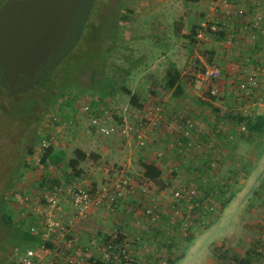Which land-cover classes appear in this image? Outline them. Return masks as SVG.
Instances as JSON below:
<instances>
[{
  "label": "rangeland",
  "instance_id": "rangeland-1",
  "mask_svg": "<svg viewBox=\"0 0 264 264\" xmlns=\"http://www.w3.org/2000/svg\"><path fill=\"white\" fill-rule=\"evenodd\" d=\"M4 1L0 0V5ZM97 2L81 43L71 52L72 55L65 57L56 69L53 68L55 70L49 77L72 81L85 68L89 59H96L97 62L104 56L102 69L95 62L90 75L95 86L98 81L96 78L103 76L112 79L116 84L113 96L101 97L96 89L87 88L92 83L87 73L65 92L64 97L50 109L34 130V127H23V124L31 122L34 114L37 115V107L34 106L38 94L35 89L10 97L0 87V264H10L14 257L12 251L25 245L16 228L28 230L31 224H38L42 228L41 216L46 210H51L46 200L55 187L64 188L73 179L81 181L83 186V181H88V185L94 186L93 189L98 185H101L97 187L99 189L106 187L123 171V164L130 152L131 167L129 172L124 170V173L137 183V197L150 203L149 199L154 194L158 196L159 192L164 191L168 194L176 180L179 181V174H170L172 182H159L157 188H153L146 182L141 183L140 164H151L157 158L156 154L161 153L162 158L158 160L166 169L169 164L164 167L165 161L179 163L183 154L179 153V148L172 146L162 125L149 126L144 132L145 137H151L154 143L147 140L146 146L141 147L134 140L128 144L127 140L117 134L122 119L133 120V116H129V105H132L146 109L142 114L147 117L144 118L146 125L160 115L166 123L173 124L174 131L178 130L177 124L186 117L183 109L186 105L202 110L205 114L210 113L211 108L205 104L206 100H213L212 108L220 113L221 121L232 125L230 134L233 139L228 140L227 135V141L219 147V151L214 149L211 155L217 163L214 174L208 176L210 173L206 172V164L191 168L186 161L181 166L185 171L190 170L195 174L198 177L196 181L206 179L203 188L216 207L215 213L209 217L204 229L188 235H174L170 240H163L165 243H158L176 251L171 256V260L174 259L172 264L184 256L177 264H234L233 255L248 259L249 264H264V135L249 133L244 123L238 120L239 117L264 116V94H256L258 89L252 95L235 92L234 80H227L222 75L221 79L213 83L218 88V95L210 98L206 85L195 75L204 65H217L212 60L213 53L218 54L220 40L207 31L212 43L201 42L195 27L189 29L190 35L186 39L172 37L175 31H179V26L180 29L184 26V18H190L193 0ZM194 15L199 19L205 16L204 12H196ZM216 21L213 20L214 23ZM163 50L167 60L159 62ZM177 64L180 67L182 90L171 93L163 89L162 79L165 71L173 66L175 68ZM262 66L263 62L260 68ZM239 67L240 64L233 66L235 71ZM261 72L264 75V68ZM228 87L232 90L231 94H228ZM134 97L135 102L132 104ZM231 97L238 101L240 99V104L230 108L228 104ZM105 99L112 102L108 104ZM112 103L118 107L117 110L104 113L102 109L105 108H99L106 104V109L113 107ZM85 106L90 109L88 113L83 109ZM228 114L230 116L226 117ZM216 126L220 125H213ZM221 126V133L218 134L214 132L215 128H211L209 144H212L215 135L224 133V126ZM242 127L245 129L242 130ZM101 128L111 129L112 132L104 135ZM29 147L32 154L26 156ZM48 148L52 152L43 159ZM212 148L210 146L209 151ZM76 149L83 151L86 158L72 170L68 163ZM104 151H107L106 156L109 157L105 162L100 160ZM56 155L63 159L55 162ZM111 162L113 169L108 174H102L103 169H111ZM254 169L258 174H251ZM231 198V203L236 201L235 198L242 202H237L231 208L228 205L224 207L222 203ZM57 205L61 208V212L57 213L58 219L63 216H60L63 212L68 215L72 212L66 196L59 197ZM3 209L10 224L2 220ZM116 232L109 235L102 232L98 242L107 243L115 238L121 240L120 234L114 237ZM53 239L58 241L59 238L54 235ZM168 241L171 243L168 244ZM88 258L99 261L98 254L89 253ZM165 262L169 264V261Z\"/></svg>",
  "mask_w": 264,
  "mask_h": 264
},
{
  "label": "built area",
  "instance_id": "built-area-1",
  "mask_svg": "<svg viewBox=\"0 0 264 264\" xmlns=\"http://www.w3.org/2000/svg\"><path fill=\"white\" fill-rule=\"evenodd\" d=\"M254 1L256 6L264 9V0ZM227 2V0H221L225 8L228 6ZM235 13L238 15V17H235L237 19L246 16L242 10H238ZM233 17H228L227 21H222L220 26H217L214 22H208L198 32L197 37L202 38L205 31L212 33L226 31L230 35V29L234 30L235 28V19H232ZM245 30L248 32L247 36L250 38L251 43H253V39L256 37H261L264 45V11L252 14V19L246 25ZM247 62V65H254L253 62ZM260 66L261 62L256 64V70H252L251 72H248L244 66L239 67L235 72L236 75L231 78L234 80L233 89L235 92L252 95L259 88V74L262 73L261 71L264 68L263 66L260 68ZM222 75V71L217 65H206L196 74V78L206 85L210 98H213L219 93L218 88L213 86V83L221 79ZM105 100L108 104L112 102L110 99ZM106 106L107 104L101 105L99 108H105L102 109L104 113L118 109L113 103V107L106 109ZM83 109L87 113L90 111L88 106L83 107ZM129 110V116H133V120L129 121L128 118H123L117 132L118 135L127 140L128 143L136 140L139 146L145 147L147 139L144 132L147 128L149 126L162 125V129L171 138L172 146L179 148V153L183 154L179 161L180 164L171 163L166 167L165 170L169 175L179 171L181 164L187 161L188 155H193L194 153L207 155L204 157L202 164H206V172L210 173L208 176L214 174L217 163L213 161V157L211 156L212 149L209 151L210 144L201 138L205 134L195 119L188 116L184 117L177 124L178 130L174 129L173 131V124L163 121L160 115H157V119H152L146 125L144 118L146 119L147 117L142 115L146 110L145 108L138 109L135 106L129 105ZM155 120H158V122ZM161 120L163 124H160ZM244 129L242 127V130ZM214 130L216 134L221 133L222 126H216ZM101 132L104 135H110L112 130L101 128ZM232 139L233 136L231 134L228 135V140ZM42 143H44V140ZM156 157L157 159H161L162 154L157 153ZM196 178L198 177L193 174L191 181L174 186L168 194L165 191L159 192L160 194L154 201L147 203V206L141 212V216L150 223L159 222L166 217L169 223L178 228L184 235L195 233L197 230L202 229L209 220V217L215 213L216 207L209 199V196L206 195L208 193L205 194L203 184L206 183V179L196 181ZM132 183L131 177L121 171L114 182L101 189L84 187L77 179H73L64 188L60 186L55 187L46 200L51 210H46L41 216L43 220L42 228H39L38 224H31L28 228L31 235L40 238V243L33 246L21 245L15 248L11 253L14 257L10 264H61L69 256L75 257V261L79 260L82 256H75L78 248L76 241L68 237L66 225L62 223L60 218V220L57 218V213L61 212V208L57 205L59 197L66 196L69 205L77 217L87 218L97 207L102 205L109 211L114 212L119 199L133 191ZM161 205L162 210L160 209ZM54 235L58 236V241H54ZM126 246L125 241H118L117 238L107 243L103 242L100 244L98 250L99 259L111 264H137L130 259ZM158 264L167 263L162 261Z\"/></svg>",
  "mask_w": 264,
  "mask_h": 264
},
{
  "label": "crops",
  "instance_id": "crops-1",
  "mask_svg": "<svg viewBox=\"0 0 264 264\" xmlns=\"http://www.w3.org/2000/svg\"><path fill=\"white\" fill-rule=\"evenodd\" d=\"M193 1L194 4H192L191 6L192 14L190 15V18L189 17L184 18V26L181 29L179 26V31H175L172 34V37H174L175 39H183V38L186 39V37L190 35L189 29L195 27L196 32L198 34V32L208 22H213V20H217L216 22H220L222 24V21H227L228 17H233L231 16L233 13L237 12L238 10H242L245 12L246 16L244 18H238L237 19L238 24L235 26L234 30L230 29L231 34L224 35L225 39L219 41L220 49L218 51V54L215 55L213 53L212 61L214 60L216 61L217 66L220 67L223 76H226L227 80H230L232 77L236 75L235 74L236 71L233 68L234 65L240 64V66H244L246 70L250 72L252 70H256L255 65L258 64L259 62L264 63V45L262 43V38L256 37L255 39H253V43H251L250 38L247 36L248 32L245 30L246 25L252 19V14L264 11V9H262L260 6L255 5L256 3L254 0H227L228 6L226 8L224 7V5H222L223 3H221V0H193ZM186 6L188 7V4ZM196 12L198 13L204 12L205 16L202 19H199L196 17V15H194L196 14ZM232 32H234V34H232ZM199 39L203 43L204 42L205 43L207 42L209 44L212 43L209 40L207 31H205L203 37ZM159 42L163 46L162 41L160 40ZM164 52L165 50H163L162 53H160L159 62H165L167 60L166 55H164ZM247 61L253 62L254 65H247L248 63ZM170 68L167 70H170ZM175 68L178 71H180V67L178 64ZM167 70L165 71L162 79V84H164L163 89L173 93L174 92L173 90L166 89L165 87V76ZM226 84L229 83L227 82ZM231 92L232 90H230V87H228V94H231ZM257 93L264 94L263 73L259 74V88L256 94ZM212 101L211 100L205 101L206 102L205 104L209 105L211 108L209 110L210 113L208 114H205V112H203L202 110L198 111L192 109L187 105L183 109H185V111L187 112V113L185 112L186 117L188 115H191L194 119H197L198 125L205 134V136H202L201 138L205 140V142L207 143L210 142L211 140V137H209L208 135L209 132H211L212 130L211 128L213 129L215 128L213 127V125L219 124L224 126L223 129L224 133L218 136L215 135L212 139V144L210 143V146L214 147L212 148L211 151L213 154V152L215 151L214 149H217L219 151V147L222 144H224V141H227L226 137L227 135H230L233 128L230 123H225L221 121V117H219L220 113L215 108H212L213 105ZM230 101H228L230 102L228 104L230 108L240 104L239 102L240 99L238 101V99H236L235 97H231ZM190 103L192 104V102ZM229 110H234V109H229ZM237 110H239V108ZM228 116H230V114H228L226 117ZM160 124H163L162 120L160 121ZM218 138L221 139L218 140ZM147 140L150 143L151 141L152 143H154L151 137L150 139L147 138ZM131 153L132 152H130L129 156H127L128 159H126V163L123 164L124 166L123 172L124 170H127V172H129L128 170L131 167L130 166V158L132 157ZM106 155H107V151L102 152L101 155L102 157L100 160H103V162L107 161L109 157H107ZM206 156H207L206 154H201V153H194L193 155L189 154L188 155L189 159L187 158V164L191 168L192 167L197 168L199 165H201L204 162V157ZM164 163H165L164 164L165 167L166 164H171L172 162L168 161L166 163L165 161ZM151 164L156 166L161 171L160 182H172L170 175L166 172V170H164L165 168H163L162 163L159 162L157 158L152 160ZM110 165H112L111 169L109 168L103 169L102 174L104 175L105 173L108 174L109 170L113 169L114 165L112 162L110 163ZM177 173L179 174L178 176L179 181L176 180L175 186L180 183L189 182L193 177V173L190 170L185 171V168H183L182 166L180 170L177 171ZM252 173L258 174L257 170L255 171V169L253 170V172L251 171V174ZM139 176L141 177L140 180L142 184L143 182H146L151 186H153V188H157L158 186L157 184H154L143 177L142 168L140 170ZM88 183H89L88 181H83V184H85L84 186H90L88 185ZM132 184H133V191L123 196L121 199H119L116 206L117 208H115L116 210L114 212L109 211L106 207L102 205L97 207L92 212V214L87 218L77 217L74 214L73 209L70 215H68V213L66 214L65 212H63L60 215V216L63 215L62 217H60V219L62 223H64L68 228V237L73 238L77 243L78 248L76 250L75 256L78 255L82 256V258L76 261H75V257H70V256L66 257L61 262V264H92L91 259L88 258V255L89 253L90 255L91 254L99 255L98 250L100 243L98 241L100 240V236L102 235V232H105L106 234L109 235L115 233L116 231L118 232H116V235H114V237L115 236L118 237V234L121 235V241L123 240L126 242L127 253L130 259L135 261V263L158 264L159 262L162 261L165 262L167 260L169 261V264H172L174 259L171 260L172 259L171 256L176 254V251L169 250L170 247H168L167 245H165V247H162V245H160L158 241L165 243L163 240L165 241L166 239L170 240V238L174 237V235L180 236V234L182 233L178 230V228L171 225L169 221L166 219V217H164L159 222H155V223H150L144 217H142L141 212L147 206L146 199L145 201H143L142 198L137 197V195H139V191H138L139 188L137 187V183L135 184L133 182ZM100 186L101 185H98L95 188ZM90 187L94 188V186H90ZM156 197L157 196L154 194V196L149 200L154 201ZM235 200L236 201L234 203L230 202L231 204L230 203H229L230 205L228 204L229 208L238 204L237 202H242L241 199L235 198ZM65 206L66 205H64V207ZM160 209L161 210L163 209L162 205L160 206ZM167 243L170 244L171 241H168ZM184 257H182L180 260H182ZM94 260L97 261L95 258ZM180 260H176L175 263L177 264L178 262H180ZM99 261L102 262L103 264H111L109 262L105 263L100 259Z\"/></svg>",
  "mask_w": 264,
  "mask_h": 264
},
{
  "label": "water",
  "instance_id": "water-1",
  "mask_svg": "<svg viewBox=\"0 0 264 264\" xmlns=\"http://www.w3.org/2000/svg\"><path fill=\"white\" fill-rule=\"evenodd\" d=\"M81 1L5 0L0 5V86L8 96L25 93L44 78L22 86L57 54Z\"/></svg>",
  "mask_w": 264,
  "mask_h": 264
},
{
  "label": "trees",
  "instance_id": "trees-1",
  "mask_svg": "<svg viewBox=\"0 0 264 264\" xmlns=\"http://www.w3.org/2000/svg\"><path fill=\"white\" fill-rule=\"evenodd\" d=\"M231 16H234L232 19H235V25H234L235 27L238 24L237 18L235 17H238V15L236 13H233ZM215 23L217 24V26L221 25L220 22H215ZM226 26H228V24H226ZM213 34L216 36L218 40L223 39L224 35H228L226 31H218ZM69 55H72V54L70 53ZM104 61H105L104 56H101L97 60L98 63L96 62V59H93V58L92 60L89 59L85 65V68L82 71L78 72V74L74 76L72 81L50 78L49 76L52 74V72L56 68L49 71V73L40 81V83L33 87V89H35V92L38 94L37 101L34 106V107H37V110H36L37 115L34 114L32 121L23 124V127H34V130L37 129L38 124L44 119V117L48 114L50 109L64 97L65 92H67L70 88H72L81 76H84L87 73L90 75V71L94 69V66L96 63L98 64V68L100 69L101 67L102 69ZM179 78H180V72L176 68L172 67L170 70H167V73L165 76L166 89L173 90L174 93L181 92L182 86L180 84ZM92 79H93L92 75H90V80L92 83L89 86H87V88H89L90 90L96 89L97 94L100 95L101 97L102 96L110 97L115 94L114 87L116 86V84L115 82H113L112 79H107V78H104L103 76L102 78L101 77L96 78L98 79V81H96L97 83L96 86L94 85V82ZM10 97H14V96H10ZM134 99L135 97L133 98L132 104H134L135 102ZM238 120L239 122L244 123L245 128L247 129L249 133L257 134L259 136L264 135V116L263 115H257L253 117H250V116L239 117ZM32 123L33 125H31ZM33 140H35V138ZM51 152H52L51 148L46 149L43 159H45ZM31 154H32V150H31V147H29L25 155L29 156ZM85 158H86V154L83 151L76 149L74 151V157L70 159L68 163L69 168H71L72 170H75L77 166L79 165V162L84 161ZM62 159H63L62 156H57V155L55 156V162H58L59 160H62ZM140 167L143 169V177L145 179H147L148 181L154 184H157V185L159 184L160 178H161V171L156 166L150 163H141ZM231 200L232 198L222 203L223 206L225 207L226 205H228V203ZM2 211H3L2 220L4 221V223L10 224V219L8 215L4 212V209ZM16 232L18 236L22 239V243L25 244L26 246L28 245L33 246L37 243H40V238L31 235L29 230H23L22 228H16ZM118 241H121V240H118ZM181 258H179L178 260H180ZM232 259H233L234 264H249L248 259L241 258L238 255H233ZM91 262L92 264H103L102 262L98 260L97 261L91 260Z\"/></svg>",
  "mask_w": 264,
  "mask_h": 264
},
{
  "label": "flooded vegetation",
  "instance_id": "flooded-vegetation-1",
  "mask_svg": "<svg viewBox=\"0 0 264 264\" xmlns=\"http://www.w3.org/2000/svg\"><path fill=\"white\" fill-rule=\"evenodd\" d=\"M97 1L99 0H82L81 1V3L79 4L78 10L73 18V21L71 22L67 36L64 42L62 43L59 51L57 52V54L51 57L44 66L39 68L36 74L32 78L27 77V79H25V83L22 84V86H24L27 83L32 84L35 80L41 79V77H45L49 73L48 71L50 67H52L55 64L56 60L60 56H62L65 53H68L69 55L81 43L83 33L90 20V15L92 11L94 10L95 6L98 4ZM1 78L2 76H0V79ZM2 89L6 91V94H7V90L3 87Z\"/></svg>",
  "mask_w": 264,
  "mask_h": 264
}]
</instances>
